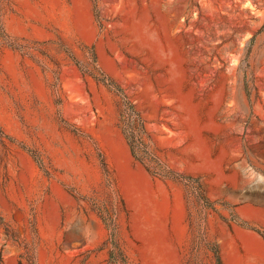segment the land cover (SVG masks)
<instances>
[{"label":"rangeland","instance_id":"374dc122","mask_svg":"<svg viewBox=\"0 0 264 264\" xmlns=\"http://www.w3.org/2000/svg\"><path fill=\"white\" fill-rule=\"evenodd\" d=\"M108 223L129 264H264V0H0V264H115Z\"/></svg>","mask_w":264,"mask_h":264},{"label":"trees","instance_id":"16d2710c","mask_svg":"<svg viewBox=\"0 0 264 264\" xmlns=\"http://www.w3.org/2000/svg\"><path fill=\"white\" fill-rule=\"evenodd\" d=\"M92 76L97 81L103 82L108 88L112 89L119 95L120 100L118 105V124L127 141L133 157L141 162L151 175L159 176L162 178H174L175 172L148 148V132L145 127V120L140 110L136 107L135 103L124 93V91L120 87L115 85L114 81H112L111 79L107 80L104 76L98 77L93 74ZM202 198L205 200L206 197H204V194H202ZM241 224L244 225V223ZM108 226L112 228V248L109 252L110 262L115 264H129L124 254L120 250L117 241L115 240L114 225L112 223H108ZM262 235L264 234L262 233ZM208 248L212 252L213 264H221V256L217 242H210ZM190 262L191 261L188 260L185 264H191Z\"/></svg>","mask_w":264,"mask_h":264}]
</instances>
